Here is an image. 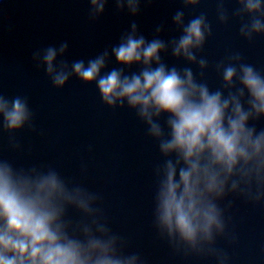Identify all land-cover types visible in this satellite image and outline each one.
<instances>
[{
  "label": "clouds",
  "instance_id": "obj_1",
  "mask_svg": "<svg viewBox=\"0 0 264 264\" xmlns=\"http://www.w3.org/2000/svg\"><path fill=\"white\" fill-rule=\"evenodd\" d=\"M112 2L117 12L137 17L150 0ZM108 3L88 0L89 20L102 17ZM227 3L216 0L219 24L238 21L239 36L249 43L264 37V0H234L231 10ZM182 4L171 17L178 36L163 38L168 29L161 23L149 39L132 20L118 42L86 61L69 63L64 41L36 49L32 62L55 89L76 77L95 84L108 109L135 114L161 157L153 169L156 235L175 256L231 264L218 246L238 242L228 212L238 199L264 206V126L258 127L264 122V70L239 51L210 66L201 53L212 24L203 12L186 20L183 9L201 0ZM169 55L184 66L166 63ZM113 61L117 66L109 68ZM210 67L220 77L218 87L207 80ZM34 120L28 97L0 91V136L7 135L11 151H25L16 134L37 132ZM128 247L110 226L99 192L50 164L19 166L0 154V264H146Z\"/></svg>",
  "mask_w": 264,
  "mask_h": 264
}]
</instances>
